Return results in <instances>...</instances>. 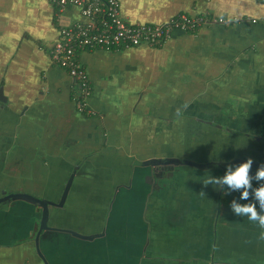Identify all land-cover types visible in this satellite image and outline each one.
Returning <instances> with one entry per match:
<instances>
[{
  "label": "crops",
  "instance_id": "1",
  "mask_svg": "<svg viewBox=\"0 0 264 264\" xmlns=\"http://www.w3.org/2000/svg\"><path fill=\"white\" fill-rule=\"evenodd\" d=\"M119 4L131 23L158 24L182 13L229 22L173 29L159 47L81 52L91 81L85 113L76 108V81L50 61L58 37L51 0H0V86L7 99L0 103V197L26 193L57 201L76 167L68 210L79 206L86 221L61 227L100 231L110 207L105 238L63 232L41 241L49 264H235L224 227L228 220L242 224L229 208L239 194L224 195L201 181L208 173L223 175L236 158L264 164V149L251 150L256 137L264 139V0ZM76 12L63 20L78 19ZM240 136L250 142L247 152L227 151L223 142L234 146ZM154 158L224 166L165 165L156 175L134 163ZM9 203L0 207V264H43L29 238L40 210L23 200ZM252 226L249 221L245 244L264 231ZM259 237L255 259L239 254V264H264Z\"/></svg>",
  "mask_w": 264,
  "mask_h": 264
},
{
  "label": "built area",
  "instance_id": "2",
  "mask_svg": "<svg viewBox=\"0 0 264 264\" xmlns=\"http://www.w3.org/2000/svg\"><path fill=\"white\" fill-rule=\"evenodd\" d=\"M51 3L58 37L49 49V57L76 81V107L85 113H90L86 101L91 92V81L79 60L81 52L118 50L141 44L158 47L167 41L173 29L195 31L203 25L229 22L208 14L190 17L182 13L158 24L130 23L120 15L119 0H51ZM71 8L84 20L65 23L64 14Z\"/></svg>",
  "mask_w": 264,
  "mask_h": 264
},
{
  "label": "clouds",
  "instance_id": "3",
  "mask_svg": "<svg viewBox=\"0 0 264 264\" xmlns=\"http://www.w3.org/2000/svg\"><path fill=\"white\" fill-rule=\"evenodd\" d=\"M252 165L251 158L238 165L226 163L223 175L212 176L208 173L201 183L212 185L214 190H219L224 195L238 192V197L229 202L231 212L264 229V164L257 168L254 175H250ZM253 181L259 182V186L253 187ZM241 200L249 202L241 204L238 202ZM260 238L264 239V231L260 233Z\"/></svg>",
  "mask_w": 264,
  "mask_h": 264
},
{
  "label": "water",
  "instance_id": "4",
  "mask_svg": "<svg viewBox=\"0 0 264 264\" xmlns=\"http://www.w3.org/2000/svg\"><path fill=\"white\" fill-rule=\"evenodd\" d=\"M125 20L127 22H129L127 19H125ZM205 26H208V25H203L202 27H205ZM51 63H53V62L51 61ZM2 97L6 99V96L4 95V92H3V87H0V98H2ZM230 130L233 133H236V134H239V135H246V133H242V132H239V131H236V130H232V129H230ZM256 139L260 140V141L264 140V139H262L260 137H256ZM244 161L245 160H241V159L236 158V159H234L233 161H231L229 163H232L234 165H238L239 163H242ZM134 163L139 165V166H142V167L143 166L144 167H147V166L155 167V166H158V165L161 166V165H176V164H186V165H190V166L192 165V166H195L197 168H213V167H216V166H224V163H214V162L195 163V162L188 161V160L162 159V158L146 159L144 161H135ZM261 165L262 164L253 162L252 167L258 168ZM223 171H224V168H223ZM157 172L158 171L155 172L156 175H158ZM73 174L74 173L70 174V177H69V179H68V181H67V183L65 185V188H64V191H63V194H62V199L60 200L59 203L56 204V206H62L63 200H64V198L66 196V193H67V191H68V189L70 187V184L72 182ZM118 190H119V187L117 188V191ZM117 191H116V193H117ZM114 198H115V196H114ZM9 199H13V200L27 199L28 201H31L33 204H37L40 207V209H41V214L40 215L41 216H40L39 220L36 223H34V228H36V236L33 233L32 234L35 236L34 243H35V248H36L37 254L43 259L44 264H49V263L45 260L44 255L39 250L38 241L37 240H38V236H43L46 231H50V233L52 232L53 234L63 233V232H70L72 235H74V236H76V237H78L80 239H84V240H93L95 237L100 236V234H94V235L80 234L78 232H74V231L69 230V229L55 228V227H52L51 225H49L48 224V215H49L48 208H49V204L50 203H48L47 200L36 198L34 196H31V195H28V194H24V193H10V194H5L4 193V195L0 197V207L1 206L5 207L6 201H8ZM1 203L5 204V205H1ZM41 231H43V232L40 234ZM34 232H35V230H34ZM33 235H31V239L33 238Z\"/></svg>",
  "mask_w": 264,
  "mask_h": 264
},
{
  "label": "flooded vegetation",
  "instance_id": "5",
  "mask_svg": "<svg viewBox=\"0 0 264 264\" xmlns=\"http://www.w3.org/2000/svg\"><path fill=\"white\" fill-rule=\"evenodd\" d=\"M53 6V4H52ZM54 8V7H53ZM56 24V23H55ZM2 87V86H0ZM4 92V91H3ZM7 100L5 98H0V103L1 102H6ZM77 108V107H76ZM144 161V160H142ZM77 166V165H76ZM163 166L165 165H158V166H155V167H152V170L153 172L155 173L156 171H158V175H162L164 174V169H163ZM73 174V177H72V182L70 184V187L66 193V196L63 200V203H62V206H56L57 203L60 202V200L62 199V194H63V191H64V188H65V185L68 181H66L62 191H61V194L57 197V201H54V200H49L47 198H40V199H43V200H47L49 204V208H48V211H49V215H48V224L51 225L52 227H55V228H62V229H68V228H65V227H61L63 224H66L68 223L67 221L70 220V222L72 221V219H74L75 222H81V224H83L85 221H86V218H84V213L83 211H81L80 207L78 206V209L73 213V212H69L70 210H68V199H69V194H70V191H71V188H72V184H73V179H74V176H75V173H76V167H74V170L72 171ZM70 177V176H69ZM26 194V193H24ZM30 195V194H28ZM32 196V195H31ZM36 197V196H34ZM36 198H39V197H36ZM13 199H9L8 201H6V203L10 204L9 201H12ZM21 200V199H20ZM23 201L29 203V204H32L34 205L35 207H37V209L40 210V214H41V209L40 207L37 205V204H33L31 201H28L27 199H22ZM14 201V200H13ZM54 204V205H53ZM109 210H110V207L107 209L106 213L104 214V221L105 222V225L104 227L99 231H96V230H93L91 232V234L89 235H94V234H100L101 237H107L108 236V232H107V227L109 226V218H111V215H109ZM57 214L59 215L58 218L56 220L53 221V218H54V215ZM41 216V215H40ZM108 218V220H107ZM55 219V218H54ZM58 220V221H57ZM117 222L120 224L122 223L120 220H117ZM55 225V226H53ZM58 226V227H57ZM64 226V225H63ZM87 230V228H78L77 230H75L74 232H78V233H83V230ZM35 230V232H34ZM70 230V229H69ZM73 231V230H72ZM43 231L40 232V234L42 233ZM99 232V233H98ZM36 236V228H34V225H33V231L31 232L30 236L33 235V234ZM65 233H70V232H65ZM71 234V233H70ZM33 235V238L31 239L34 243V238L35 236ZM56 236H58L57 234H55ZM54 234H51L50 231H46L45 234L43 236H38V247H39V250L42 252V254L44 255V258L45 260L48 262L47 260V255L41 250V241L43 242H46V241H50L52 240L53 238H55ZM87 235V234H86ZM98 236V237H100ZM98 237H95V238H98ZM31 238V237H29ZM30 240V239H29ZM35 245V243H34ZM143 249H145V246H143ZM35 251H36V248H35ZM115 252V251H114ZM37 253V251H36ZM38 255V254H37ZM38 257L41 259L42 263L44 264V261L43 259L38 255ZM49 263V262H48Z\"/></svg>",
  "mask_w": 264,
  "mask_h": 264
},
{
  "label": "rangeland",
  "instance_id": "6",
  "mask_svg": "<svg viewBox=\"0 0 264 264\" xmlns=\"http://www.w3.org/2000/svg\"><path fill=\"white\" fill-rule=\"evenodd\" d=\"M74 8H71L70 10H67L64 14V17L66 13L73 10ZM73 17L78 18V21H83L84 18L81 16V14L76 13L73 14ZM242 224L238 223L236 220H228L227 227H224V238L227 237L229 240V243L233 241L232 244H230V252H233V260L235 259V264H239L238 261V255L240 254V257H243L245 259H255L251 256L256 255V252L260 250V244L258 242V237L260 233L252 234L253 236H256V238L252 242H248L249 244H245L243 242V237L245 238L248 233H250V229L247 227L249 226V221L246 218H242L240 220ZM254 226H252V229H255L257 224L253 223ZM256 225V226H255ZM220 236V231H218V237ZM30 237V236H29ZM250 238V235L244 239L248 240ZM260 238V237H259ZM219 241H221V236L219 237ZM224 244L222 245V250L225 251L226 247ZM245 263V262H244ZM247 264V263H245Z\"/></svg>",
  "mask_w": 264,
  "mask_h": 264
},
{
  "label": "trees",
  "instance_id": "7",
  "mask_svg": "<svg viewBox=\"0 0 264 264\" xmlns=\"http://www.w3.org/2000/svg\"><path fill=\"white\" fill-rule=\"evenodd\" d=\"M189 16V15H188ZM191 17V16H190ZM69 18V17H68ZM76 20H79V19H76ZM73 21V19H69L68 20V22L67 23H70V22H72ZM65 22V21H64ZM66 23V22H65ZM209 26V25H208ZM200 27H198L195 31H197L198 29H199ZM189 31V30H188ZM194 32V31H193ZM159 47V46H158ZM242 119L239 117V119L238 120H235L234 122H233V125H234V127H239L240 126V121H241ZM238 121H239V123H238ZM257 133V132H256ZM259 133H263L262 131H260ZM258 134V133H257ZM231 135V134H230ZM232 135H234V134H232ZM235 136V135H234ZM245 137H243V136H240V139L238 140L240 143L239 144H235L234 146H233V144L234 143H229V141H227V143L226 142H223L224 143V145H225V149L227 150V151H231V149L233 150V153H235V154H237V153H240V152H247V149H248V147H247V145H248V143H250V142H247V141H242L241 139H244ZM246 139H248V138H246ZM233 146V147H232ZM264 149V144L262 143V142H260V141H257V142H253V143H251V150H255V151H260V150H262V149ZM240 156H243V155H240ZM229 158V157H228ZM174 166H176V165H174ZM185 166H182V168L181 169H179V172L178 171H176V174H180L181 172H183L182 171V169L184 168ZM188 170V169H187ZM169 173H173V171H171L170 170V172ZM172 179H175V176H173L172 177Z\"/></svg>",
  "mask_w": 264,
  "mask_h": 264
}]
</instances>
